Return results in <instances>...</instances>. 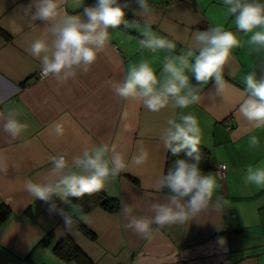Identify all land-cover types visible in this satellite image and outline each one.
<instances>
[{"label":"crops","instance_id":"1","mask_svg":"<svg viewBox=\"0 0 264 264\" xmlns=\"http://www.w3.org/2000/svg\"><path fill=\"white\" fill-rule=\"evenodd\" d=\"M124 1L133 2L125 9L127 27L109 29V42L91 70L61 84L53 77H35L40 60L27 49L43 34L44 24L24 14L32 0H0V169L6 170L0 171V204L8 207L0 222V264H79L52 252L62 237L72 240L91 264H264V188L244 179L249 166L264 165V128L249 130L239 112L244 77L255 72L257 79L264 78V52L248 45L250 34L237 32L223 0H148L150 30L176 44L174 51L153 53L140 44L147 30L145 16L135 0ZM92 3L62 0V7L78 14ZM215 26L237 32L241 40L224 67L222 92L212 80L200 87L198 103L160 112L114 94L111 83L123 81L130 65L147 61L160 76L166 58L194 47V32ZM10 112L19 113L16 118L28 125L17 138L3 129ZM186 114L199 121L200 147L211 164L204 174L217 178L214 196L223 197L226 204L183 224L153 225V239L147 241L126 227L129 218L121 210L127 205L133 216L150 217L151 204L164 202L167 191L147 186L164 170L167 149L161 136L167 121ZM62 117L70 120L64 136L57 138L50 126ZM251 136L259 141L256 147L249 145ZM104 143L119 144L129 160L143 147L149 159L131 165L99 190L116 200L113 210L99 203L83 210L70 198L65 204L54 197L69 217L70 228H65L63 216L29 195L26 183L51 180V156L66 155L71 161L87 144ZM219 163L224 165L221 177L213 171Z\"/></svg>","mask_w":264,"mask_h":264},{"label":"clouds","instance_id":"2","mask_svg":"<svg viewBox=\"0 0 264 264\" xmlns=\"http://www.w3.org/2000/svg\"><path fill=\"white\" fill-rule=\"evenodd\" d=\"M135 3L145 16L147 26L141 46L153 53L174 51L176 44L173 41L150 30L152 15L148 0H135ZM223 4L234 17L237 32L250 34L248 45L254 46L257 52H264V2L223 0ZM129 6L119 0H97L95 5L84 6L80 13L69 14L62 7V0H32L24 14L31 22H42L44 32L31 42L27 51L40 60L43 76L53 77L61 84L76 78L78 73L87 74L109 42V29L121 25L127 27L125 9ZM237 32L219 26L197 30L192 35L194 47L184 55L166 58L160 76L149 62L141 61L130 65L123 81L112 82L111 88L116 96L125 101H138L151 112H160L169 106L188 108L199 102L200 87L209 81H215L218 93L223 91L224 67L232 59L233 49L241 46ZM187 73H191V77ZM243 83L245 98L239 103V112L249 130L264 128V78L257 79L256 73L250 72ZM17 115L19 113L10 112L3 125L12 138L19 137L28 128L16 118ZM69 120L62 117L61 122H53L51 133L57 138L63 137ZM201 139L202 129L195 115H180L178 119L167 121L161 140L177 159L166 174L161 173L147 186L157 192L167 190V195L164 202L151 204L153 215L150 217L137 218L132 215L131 206H124L121 211L129 218L127 228L151 241L153 225L183 224L210 208L219 211L225 206L223 197L214 196L217 178L204 174L200 167ZM258 144L257 137L251 136L249 145L256 147ZM120 147L117 143L87 144L71 161L66 155L51 156L52 167L48 169L51 180L27 181L25 189L34 199L48 203L49 211H57L64 218L65 228H70L69 217L57 207L54 197L66 204L69 198L79 199L103 189L131 165L147 163L149 153L145 148L140 147L129 160ZM181 154L184 158H180ZM244 179L246 183L264 188V165L249 166Z\"/></svg>","mask_w":264,"mask_h":264},{"label":"trees","instance_id":"3","mask_svg":"<svg viewBox=\"0 0 264 264\" xmlns=\"http://www.w3.org/2000/svg\"><path fill=\"white\" fill-rule=\"evenodd\" d=\"M201 163L200 167L205 172L210 169L211 164L208 159L207 153L201 148ZM180 158H184L183 154H181ZM177 159L171 155L168 150L166 151L165 161H164V170L163 173L166 174L169 168L173 167V161ZM167 191V190H164ZM74 202H76L83 210H86L94 203H99L100 205L108 208L115 209L117 207V202L115 199L109 198L104 195L102 192L97 191L92 194H85L83 197L79 199L70 198ZM8 214V207L4 204H0V222L6 217ZM42 242L46 241V239H42ZM52 252L63 260H74L79 264H91L90 259L84 254V252L70 240L68 237L60 238L53 246ZM181 264H189L183 262Z\"/></svg>","mask_w":264,"mask_h":264},{"label":"built area","instance_id":"4","mask_svg":"<svg viewBox=\"0 0 264 264\" xmlns=\"http://www.w3.org/2000/svg\"><path fill=\"white\" fill-rule=\"evenodd\" d=\"M97 3V0H93L92 5H95ZM126 11V10H125ZM126 16H127V12H126ZM42 71L41 68L36 72L35 77H42ZM213 171L215 173V175L217 177H221L224 174V165L222 163L216 164L213 166Z\"/></svg>","mask_w":264,"mask_h":264},{"label":"water","instance_id":"5","mask_svg":"<svg viewBox=\"0 0 264 264\" xmlns=\"http://www.w3.org/2000/svg\"><path fill=\"white\" fill-rule=\"evenodd\" d=\"M120 3H123V4H125V3H127V4H133V2H131V1H124V0H121Z\"/></svg>","mask_w":264,"mask_h":264}]
</instances>
